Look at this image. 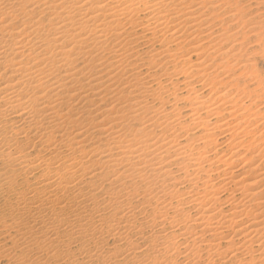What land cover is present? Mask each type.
<instances>
[{"label": "bare ground", "instance_id": "1", "mask_svg": "<svg viewBox=\"0 0 264 264\" xmlns=\"http://www.w3.org/2000/svg\"><path fill=\"white\" fill-rule=\"evenodd\" d=\"M221 1L0 0V175L15 165L24 181L12 186L0 180V196L16 198L8 212L0 213V236L6 234L1 243L8 239L12 244L7 248L0 243V262L177 264L175 257L181 256L182 264H264V167L252 177L251 165L258 160L252 153L254 162L241 165L248 174L237 178L229 170L240 161L233 164L232 157H242L238 151L211 161L205 156L207 143L204 152L189 145L215 132L236 131L231 120V128L226 120L212 126L201 116L218 115L215 103H223L229 92L217 94L210 105L194 95L189 105L192 126H182L181 112L164 108L163 100L169 102L162 95L172 91L162 86L168 79L153 89L160 78L180 75L178 62L207 82L209 74H217L207 72L208 60L240 58L237 44L226 48L222 43L228 29L216 36L211 23L216 19L209 21L210 14L223 9ZM261 1L255 13L264 5ZM255 17L262 19L264 13ZM260 21L249 18L246 23L264 28ZM161 37L178 46L191 44L187 53L201 61L191 65L188 56L174 65L169 51L151 49ZM152 40L142 53L140 47ZM202 40L212 50L202 53ZM221 64L216 70L225 66ZM188 84V93L199 90ZM151 97L161 105L151 104ZM229 142L227 147L233 144ZM19 186L25 191L18 192ZM219 194L226 195L222 202ZM128 196L131 202L138 198L135 206L128 207ZM107 239L116 242L109 250L104 247Z\"/></svg>", "mask_w": 264, "mask_h": 264}, {"label": "rangeland", "instance_id": "2", "mask_svg": "<svg viewBox=\"0 0 264 264\" xmlns=\"http://www.w3.org/2000/svg\"><path fill=\"white\" fill-rule=\"evenodd\" d=\"M227 1L228 0H226V1H224L223 0V2L221 1V3H224V4H222V6H224L223 7V9L222 10H219L218 9V11L216 10V12L217 13H215V15H212V14H214V13H212V14H210L208 17H209V21L212 19L213 20V18H215L216 20H213V21H211V23H213V25H214V31H215V35L216 36H219L220 34H222V33H224L225 31L224 30H227L228 29V31L227 32H229V33H227L226 32V36H228L229 35V37H227L226 39L227 40H225V41H222V43L223 44H227L226 46V48H229V47H231L232 45H235V44H237V47H238V49H237V52L236 53H238L239 54V56H240V58L239 57H237V59H236V61L233 59V61L229 58V57H224V58H226V59H224V58H221V59H223L222 61H221V59L219 60H216V63H217V65H216V63H214V61H210V60H208V61H210L211 62V64H208V63H210V62H206V66L207 67H209L208 68V73H211V72H217V74L216 73H214V74H216V76L214 75V74H212V76H213V78H211L212 76H211V74H209V77L210 78H208V80H207V82H203L201 79H200V77H199V75H196V74H194V75H196L195 77H194V75L193 74H190V72L188 71V67H186L185 66V68L187 69V71H185L186 69H184L183 68V70H182V67L183 66H181L180 64H179V59L180 60H186V57L188 58V56H189V58H190V64L191 65H196V64H198V62H200L201 60H200V58L198 59V58H196V57H194V55H190V54H188L187 53V51H188V49L191 47V44L189 45V47H188V44L187 43H183V42H179L180 44H181V46L179 45L178 46V43L177 42H175V43H173L172 42V44H171V42H170V40H168L166 37H161L160 39H159V41L157 42H154L153 43V40L149 43V44H147V45H144L143 47H140V50L142 51V53H144V52H147L148 50V46L150 45V44H154V45H152V48L151 49H157L156 51L157 52H162V51H169L168 53H170V55L172 54V56L174 57V60L176 61V62H174L173 64L175 65H177V62H178V67H176L177 69H176V71H177V74H178V72H183L182 74L180 73V75L178 76H176V77H172V79L171 80H169V78H166V77H162V78H160L159 79V83L158 82H154L153 83V89H157L158 87H159V84L161 85L162 84V82H165V81H167V79H168V81L167 82H165V83H163L162 84V86H169V88L170 89H172V91L170 92V93H172V95L173 96H170V93H165V94H163L162 96V98L163 99H168V102H169V104H167V103H165V100H163V102H164V108H165V110H166V112H171L173 109H176V111L178 110V112L181 114V118L179 119V122L180 123H182V126H188V125H190V126H192L191 124L193 123L192 121H191V118H190V114H189V110H190V107L191 106H189V105H191L193 102H194V100H193V98L195 97L194 95H197V94H199V95H197V96H199V98L201 99V100H204V101H206L207 102V104H212V103H214L216 100H217V97L219 96V95H222V93L224 92V94L226 95V93H227V91L229 92V94H230V96H228V95H226L225 97H227L226 98V100H224V102L223 103H226L227 102V100H228V102L225 104V105H223V103L221 102V104H220V102H216L215 103V106H218V112H219V114L218 115H213L212 117H209V119L206 117V115H204V113L202 114L201 113V116H203L202 117V119H204V121H209V123L211 122V124H212V126H215L216 124L218 125L219 124V122H221V120H226L225 122H227V123H232L233 122V124H235L234 126L236 127V125H237V127H236V131H235V128H234V130H230V134H229V132L228 133H223V135H221V133H219V132H215L214 133V136L212 135L211 137H210V139L209 138H207V139H204L203 141H198V140H196V139H198V138H196V139H193V141H191L190 140V143H189V145L190 146H192L193 148H195L196 147V149H195V151H197V152H206L205 153V156H207L208 158H211L210 160L212 161V158H213V160H216L217 158H216V156H218V157H220L221 156V158H223L224 156V158L223 159H226V158H228L230 155L232 156V154H234L235 152H237L238 151V154H237V156L238 157H243V158H245V157H249L248 159H249V162H248V159H246L247 161H245L242 157V160H241V158H238L237 159V157H235L234 158V156L232 157V159L230 160L232 163L233 162H237V160H240V161H238L235 165H234V167H232L229 171H233V173L235 174V176L238 178V176L239 177H241V176H243L244 174V172H246V170L245 169H242V167L243 166H245V165H247L246 163H250V161L252 160L253 161V157H254V159L255 158H257L258 160H256V162H254L255 164H252L253 162H251V166H253V167H251V172L252 173H254V174H252V177L253 176H256L255 174L256 173H258V174H260L261 173V171H263L264 169H263V167H264V151H262V149H264V28H263V26L262 25H259V26H256L255 24H250V23H246V22H248L249 21V18H255L257 21H260V20H262V21H260V22H262V24L264 23V17L262 18V19H257V17H255L257 14H259V13H264V5L262 4V5H258V7H260L261 8V10L260 11H257L258 13H255L256 11V4L259 2H262L261 0L260 1H258V2H256L257 0H252L251 2L249 1V3H248V0H244V2L246 3H244L242 0H238V1H236V3H234V1L232 0L231 2H230V0H229V5H228V3H227ZM247 1V2H246ZM240 4V3H242V4H238V3ZM254 2V3H253ZM256 2V3H255ZM227 4V5H226ZM231 4V5H230ZM235 4V7L237 8V10L236 11H238V9H240V10H244L243 12H241L240 10L238 11V12H236L235 11V7L233 6ZM244 4V5H243ZM253 4V5H252ZM226 5V6H225ZM237 5V6H236ZM249 5H250V7H249ZM252 5V6H251ZM230 6V7H229ZM234 8L233 10L236 12H234L233 10H232V7ZM263 6V7H262ZM238 7H240V8H238ZM222 8V7H221ZM220 8V9H221ZM225 8V9H224ZM227 8V9H226ZM230 9L232 10V12H234V13H230ZM253 9V10H252ZM263 9V10H262ZM251 10V11H250ZM201 11H202V9H201ZM229 11V12H228ZM240 12V13H239ZM254 12V13H253ZM230 13V14H229ZM251 13V14H250ZM235 14V16H232V15H234ZM240 15V16H238V15ZM255 14V15H254ZM212 15V16H211ZM231 15V16H230ZM254 15V16H253ZM212 18H211V17ZM215 16H217V18L215 17ZM221 18H220V17ZM228 16V17H227ZM236 16H238L240 19H236L235 17ZM139 17H142L141 15H139ZM227 17V18H226ZM246 17V18H245ZM225 18V19H224ZM235 18V19H234ZM223 19V20H222ZM228 19H230V20H228ZM232 19V20H231ZM226 20H228L227 22H226ZM237 20V21H236ZM219 21V22H218ZM221 21H223V22H221ZM230 21V22H229ZM244 21V22H243ZM218 22V23H217ZM225 22V23H224ZM229 22V23H228ZM242 22H243V25H242ZM220 23H223V24H220ZM245 23V24H244ZM215 24L217 25V24H219V26L217 27V26H215ZM224 24H226V27L225 28H222V27H224ZM248 24V25H247ZM249 24L250 25H252V26H249ZM239 25V26H238ZM229 26H231V28H229ZM248 27V28H247ZM252 27H254L253 29H252ZM257 27V28H256ZM259 27V28H258ZM218 28H219V31H217L218 30ZM221 28V29H220ZM236 28V29H235ZM261 28H262V30H261ZM224 29V30H223ZM249 29V30H248ZM251 29V30H250ZM257 29V30H256ZM259 29H260V31H259ZM221 30H223V32H221ZM244 30V31H243ZM238 34V35H237ZM243 34H244V36H243ZM204 35V34H203ZM234 37H233V36ZM260 35V36H259ZM230 36H232V37H230ZM247 37V38H246ZM152 38L151 37H149V41L151 40ZM167 39V40H166ZM244 39V40H243ZM162 40H164V41H162ZM166 40V41H165ZM231 42V45H230V42ZM234 41V42H233ZM259 41V42H258ZM160 42V43H159ZM207 42V43H206ZM228 42V43H227ZM247 42V43H246ZM163 43V44H162ZM165 43V44H164ZM177 43V44H176ZM166 44H168V45H166ZM200 45H202V48H201V52H202V49L205 47V49L206 50H204L202 53H205V52H207L208 50H212L211 48H213L212 47V45H211V47H210V44H208V41L206 40H202V41H200V43H199ZM222 44V45H223ZM160 45V46H159ZM194 45V44H193ZM192 45V46H193ZM221 45V44H220ZM240 45H242V46H240ZM245 45V46H244ZM158 46V47H157ZM166 46V47H165ZM187 46V47H186ZM216 46H217V43H216ZM240 46V47H239ZM247 46V47H246ZM165 47V48H164ZM171 49H170V48ZM201 47V46H200ZM210 47V48H209ZM162 48V49H161ZM166 48H167V50H166ZM178 48V49H177ZM182 48V49H181ZM207 48H209L208 50H207ZM246 48V49H245ZM146 49V50H145ZM171 51H170V50ZM186 49V50H185ZM241 49V50H240ZM184 51H186V53H187V55H186V53L184 52ZM209 52V51H208ZM175 54V55H174ZM177 54V55H176ZM182 54H184V57H183V55ZM237 54V55H238ZM205 55V54H204ZM183 57V58H181V57ZM190 56H192V57H190ZM180 57V58H179ZM236 57H231V58H236ZM178 59V60H176V59ZM195 58H196V61H194L195 60ZM228 58H229V60H231V61H229L228 60ZM198 59V60H197ZM192 60V61H191ZM226 60H227V62L228 63H226ZM194 61V62H193ZM253 61V62H252ZM192 62V63H191ZM223 62V64L225 65L224 67H222V68H218V70H216L217 69V66L219 65V63H222ZM195 63V64H194ZM213 63V64H212ZM231 65H230V64ZM242 63V64H241ZM189 64V65H190ZM223 64H221L222 66H223ZM237 66H236V65ZM213 65V66H212ZM216 65V66H215ZM246 65V66H245ZM180 66H181V68H180ZM210 66H212L213 68H212V70H211V67ZM214 66H215V69H214ZM229 68V70H228V68ZM254 67V68H253ZM245 68V69H244ZM178 69L179 70H182V71H178ZM225 70V72H224V70ZM210 70V71H209ZM216 70V71H215ZM245 70V71H244ZM251 70H252V72H251ZM219 71V72H218ZM227 71H228V73H227ZM184 72L186 73L185 75H183L184 74ZM187 72H188V74H190V77L188 78V74H187ZM226 73V74H225ZM239 73H241L240 75H239ZM253 73V74H252ZM218 75V76H217ZM256 75V76H255ZM258 75V76H257ZM187 78H186V77ZM233 76V77H232ZM245 76V77H244ZM256 78H255V77ZM192 77H194V78H192ZM214 78H216L215 80H214ZM253 78V79H252ZM255 78V79H254ZM164 79V80H163ZM198 79V80H197ZM210 79V80H209ZM211 79H213V81L211 82ZM161 80V81H160ZM251 80H253V81H251ZM170 81L172 82V83H170ZM175 81V82H174ZM200 83H199V82ZM220 81V82H219ZM236 81V83H234ZM208 82H209V84H208ZM224 82V83H223ZM157 83H158V85H157ZM188 83H191V88H192V84H193V89H196V90H198V91H196L195 93H192V92H190V93H188L189 91H188V87H186L187 85H189ZM202 83V84H201ZM213 83H214V85L216 86H214L213 85ZM215 83H217V84H215ZM222 83V84H221ZM226 83V84H225ZM169 84V85H168ZM173 84V85H172ZM157 85V86H156ZM156 86V87H155ZM171 86V87H170ZM172 86H173V88H172ZM227 86V87H226ZM206 87V88H205ZM178 88V89H177ZM198 88V89H197ZM202 88V89H201ZM215 88V89H214ZM217 88V89H216ZM174 89H175V92H174ZM183 89V90H182ZM204 89V90H203ZM220 89V91H218ZM237 89V90H236ZM243 89H245V90H243ZM195 91V90H194ZM226 91V92H225ZM231 91V92H230ZM210 92V93H209ZM219 92V93H218ZM154 93V94H153ZM152 93V95H155V94H157V92L156 91H154ZM234 95H233V94ZM245 93V94H244ZM169 94V95H168ZM189 94V95H188ZM217 94H218V96H217ZM257 94V95H256ZM190 95H191V97H192V99H189V97H190ZM201 95L203 96V98L201 97ZM212 95H214V97L212 96ZM216 95V96H215ZM165 96H167V98L165 97ZM176 96H178L177 98H178V100H177V98H175ZM182 96V97H181ZM186 96H188V98L186 97ZM190 97V98H191ZM206 97V98H205ZM208 97H212L213 99H211V100H214V101H211L210 100V98L208 99ZM175 98V99H174ZM237 98V99H236ZM152 99V100H151ZM151 99H150V103L151 104H154V105H159L160 103H159V101H154V99H153V97H151ZM172 99H174V100H176V101H172L171 102V100ZM180 99V100H179ZM188 99L189 100H191L190 101V103H189V101H188ZM216 99V100H215ZM230 99H231V103H229V101H230ZM185 100V101H184ZM193 100V101H192ZM210 100V101H209ZM236 100V101H235ZM152 101H154L153 103H152ZM241 101V102H240ZM253 101V102H252ZM250 103V104H249ZM217 104V105H216ZM231 104V105H230ZM247 104V105H246ZM259 104V105H258ZM161 105V104H160ZM159 105V106H160ZM171 106H172V109L170 110L169 108H171ZM174 106V107H173ZM175 106H177V107H175ZM230 106V107H229ZM232 106V107H231ZM233 106L235 107L236 106V108L234 109L233 108ZM228 107H229V109H228ZM258 107V108H257ZM184 108V109H183ZM220 108V109H219ZM233 108V109H232ZM238 108H239V114H236L235 115V113L238 111ZM254 108H256V109H254ZM226 109V110H225ZM243 109H244V111H243ZM168 110V111H167ZM229 110V111H228ZM234 111V114L232 115V117L231 118H229L228 116H230V115H228V112H231V111ZM237 110V111H236ZM255 112V113H254ZM186 113H188V114H186ZM247 113H248V115H247ZM244 114V115H243ZM227 115V116H226ZM239 115V116H238ZM240 115H242V117H240ZM205 116V117H204ZM236 116H237V121L235 120L236 119ZM227 117H228V119H227ZM234 117V118H233ZM244 117V118H243ZM214 118V119H213ZM218 118V119H217ZM242 118V120H240ZM249 118V119H248ZM213 119V120H212ZM216 119V120H215ZM243 119H244V121H243ZM229 120H231L230 122H229ZM234 120H235V122H234ZM245 120L247 121V120H249V121H247V123L245 122ZM263 120V121H262ZM216 121V122H215ZM256 121V122H255ZM218 122V123H217ZM259 122V123H258ZM230 123V128H231V126H233V124H231ZM238 123H242V129H241V126H239L240 127V130L238 129L239 127H238ZM246 123V124H245ZM249 123H251V124H253V126L251 125V124H249ZM215 124V125H214ZM248 124V125H247ZM244 125L245 126H248V128L251 126V128H249V129H247V131H246V127H244ZM257 126V127H256ZM263 126V127H262ZM15 127V126H14ZM17 127H15V129H16ZM193 128V127H192ZM233 128V127H232ZM263 129V130H262ZM196 130V129H195ZM191 131L190 130V132H189V134H195V132L196 131ZM244 132H243V131ZM245 131H246V133H245ZM248 131H250L249 133H248ZM127 132H129V131H127ZM237 132H239L238 134V136L236 135L237 134ZM241 132H243V133H245V135L246 134H248V136L246 135H242L241 134ZM253 132V133H252ZM200 133L198 132L196 135L198 136ZM233 134V135H232ZM242 135V137H241V139L239 138L241 135ZM232 135V136H231ZM232 138H231V137ZM262 136V137H261ZM227 137H229V138H227ZM227 138V139H226ZM236 138V139H235ZM239 138V139H238ZM229 139V140H228ZM231 139V140H230ZM236 141H235V140ZM238 139V140H237ZM249 139V140H248ZM263 139V140H262ZM194 140H195V142H194ZM244 140V141H243ZM256 140V141H255ZM207 141V142H206ZM214 141V142H213ZM230 141V142H229ZM233 141H235V143L233 142ZM240 141H242V142H240ZM208 142H209V144H208ZM227 142H229V144H232V145H229L230 147H227L228 146V144H227ZM232 142V143H231ZM238 142V143H237ZM246 142H248V143H246ZM254 142V143H253ZM255 142H257V143H255ZM206 143H207V146H206ZM218 143V144H217ZM225 143V144H224ZM240 143H244V144H242V146L240 147L238 144H240ZM249 143H252L251 144V146L254 144V146H253V148L249 145ZM262 144V146H261V144ZM192 144H194V145H192ZM203 144H205V146H206V148H205V146H203ZM236 144V145H235ZM246 144H248V145H246ZM257 144H258V147L259 146H261L260 147V149H256V147H257ZM260 144V145H259ZM245 145V146H244ZM215 146V147H214ZM233 146V147H232ZM235 146H237L236 148H235ZM198 147V148H197ZM199 147H200V150H198L199 149ZM203 147V148H202ZM217 147V148H216ZM239 147V148H238ZM249 147V149H251L250 151L251 152H249V149H247ZM205 148V150L203 151V149ZM231 148H235L234 150H231ZM254 148L256 149L255 150V152H252V149L254 150ZM202 150V151H201ZM210 150V151H209ZM215 150V151H214ZM209 151V152H208ZM232 151V152H231ZM248 151V152H247ZM211 152V153H210ZM218 152V153H217ZM220 152V153H219ZM241 153V155H240V153ZM245 152V153H244ZM259 152H260V154H259ZM35 153V152H34ZM208 153V154H207ZM230 153H232V154H230ZM243 153V154H242ZM251 153V154H250ZM252 153H253V155H252ZM256 153H258V154H256ZM262 153V154H261ZM223 154V155H222ZM230 154V155H229ZM247 154V155H246ZM250 154V155H249ZM244 155V156H243ZM253 157H252V156ZM256 155H258V157L256 156ZM214 156H215V159H214ZM262 158V159H261ZM230 159V158H229ZM251 159V160H250ZM244 160V161H243ZM243 162V163H242ZM246 162V163H245ZM263 163V164H262ZM234 164V163H233ZM239 164V165H238ZM243 164V165H242ZM245 164V165H244ZM241 165H242V167H241ZM255 166L257 167L258 166V168H255ZM262 167V168H260V167ZM222 168H224L223 167V164L222 165H220V169H219V171L222 169ZM254 169H256V172H255V170ZM260 169V170H259ZM263 169V170H262ZM254 170V171H253ZM259 171V172H258ZM241 172V173H240ZM238 173H240V174H238ZM238 174V175H237ZM246 174H248L247 172H246ZM0 180L1 181H3V182H6V183H9V184H11L12 186H15V185H21V184H23L24 183V181H23V178H22V176H21V174L19 173V169H18V167L17 166H15V165H13L11 168H10V170H8L7 171V173L5 174V173H2L1 175H0ZM19 189V190H18ZM18 192H22L23 190L25 191V189L26 188H23L22 186H19L18 187ZM23 189V190H22ZM131 190L130 189V187L129 188H127L126 189V191L127 190ZM17 192V193H18ZM11 194H13V193H11ZM218 196H220V198H221V202L225 199V197H226V195L225 194H219ZM129 198H127L126 197V202L127 201H129V199L131 200V198H130V196H128ZM224 198V199H223ZM137 200H138V198H136ZM135 200V199H134ZM137 200L136 201H133L132 200V202L131 201H129L130 203H132V205H130V206H128L129 208L130 207H133V206H135L136 204H137ZM15 201H16V198H15V195H8L7 197L6 196H0V213H2V214H4V211L5 212H8V207H12V206H14L15 205ZM8 203V204H7ZM133 203H134V205H133ZM2 205V206H1ZM11 205V206H10ZM7 206V207H6ZM127 206V205H126ZM224 206H225V208H224ZM3 207V208H2ZM220 207H223V209L224 210H227V208H226V205H221ZM127 208V207H126ZM256 208H257V206L256 205H254L251 209H252V211H254V210H256ZM139 209H140V207L139 208H136V209H134V211L135 212H137V211H139ZM250 209V210H251ZM137 210V211H136ZM17 218V217H16ZM138 218H140V217H138ZM0 228H2L1 226H0ZM1 230H4V229H0V232H1ZM7 232V231H6ZM231 232V230H229V231H227L226 230V233H228V234H231L230 233ZM1 235H2V233H1ZM6 234L5 233H3V236H5ZM3 236H0V243L2 242L1 240H3ZM109 239H107V241H106V245L104 246L105 247V250H109L110 248H112L115 244H116V242L114 241V240H112V239H110L109 241H108ZM111 241V242H110ZM110 242V243H109ZM115 242V243H114ZM5 243V244H4ZM112 244V245H111ZM114 244V245H113ZM1 245H6V247L7 248H9V247H11L12 246V244H11V242H9V240L8 239H6V241H4L3 243H1ZM108 246V247H107ZM110 246V247H109ZM18 250V249H17ZM75 249H73V251H74ZM13 253V252H12ZM177 259V260H176ZM250 259V258H249ZM248 259V257H245V258H242V260H244V261H248L249 260ZM183 260V258L181 259V256H179V257H175V262L178 264V262H179V264H182L181 263V261ZM182 262H184V260L182 261ZM228 262L229 263H227V264H234L232 261H229L228 260ZM254 262H256V260L254 259ZM242 263H244V262H242ZM0 264H7L6 263V261H2V262H0ZM236 264V263H235Z\"/></svg>", "mask_w": 264, "mask_h": 264}]
</instances>
